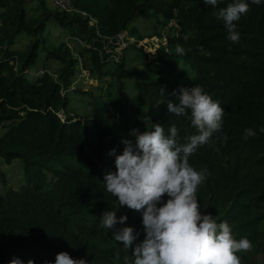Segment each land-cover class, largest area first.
Here are the masks:
<instances>
[{
	"label": "trees",
	"instance_id": "obj_1",
	"mask_svg": "<svg viewBox=\"0 0 264 264\" xmlns=\"http://www.w3.org/2000/svg\"><path fill=\"white\" fill-rule=\"evenodd\" d=\"M229 2L213 8L203 0H71V12H64L49 0H0V264L13 258L55 264L61 251L88 264L131 259L100 222L104 211L118 208L104 184L115 171L109 153L122 154L123 140L135 145L132 130L152 124L165 134L175 125L185 143L196 130L167 103L179 104L180 89L196 85L224 109L221 130L189 158L210 173L197 192L201 212L228 222L237 240L251 241L252 251L237 254L241 264H264V0H247L248 12L234 22L238 43L216 15ZM143 16L166 34L154 33L163 42L154 55L139 50L132 68L104 46L128 28L142 41L130 27ZM51 26L82 45L80 59L67 43H52ZM22 35L28 42L17 47ZM128 47L137 50L135 43ZM41 56V69L30 77ZM47 62L56 64V74ZM82 71L96 88L75 85ZM82 107L89 112L81 114ZM248 128L256 136L246 140ZM13 162L23 177L17 188L7 187L3 171ZM122 215L128 219L116 229L133 227L142 241V211L121 207Z\"/></svg>",
	"mask_w": 264,
	"mask_h": 264
},
{
	"label": "clouds",
	"instance_id": "obj_2",
	"mask_svg": "<svg viewBox=\"0 0 264 264\" xmlns=\"http://www.w3.org/2000/svg\"><path fill=\"white\" fill-rule=\"evenodd\" d=\"M203 3L213 8L218 6V0H203ZM252 3L259 5L261 0ZM248 10L247 0H231L216 13L233 43L240 40L234 22ZM175 52L183 55L185 49L177 44ZM178 99L179 104L167 103L169 113L188 116L196 133L187 137L185 143H179L175 125L170 126L168 134L160 124H152V130L146 127L142 133L133 129L135 145L131 140H123L122 154L116 155L115 149L109 153L115 155V171L104 176V184L106 191L116 197L118 208L104 211L100 222L113 230L116 242L131 250V259L124 257L125 264H241L237 254L252 251L251 241L237 240L228 222L217 223L211 214L201 212L197 192L210 173L207 168L197 170L189 162L221 130L224 109L198 85L181 88ZM260 132L264 133V127ZM254 136L253 128L245 129L246 140ZM165 196L168 199L163 202ZM121 207L142 211L145 235L139 243V233L133 227L116 229L117 224L124 225L128 219L127 215L117 217ZM10 264L23 262L13 258ZM28 264L34 262L29 260ZM55 264H88V261L73 259L67 251H61L55 257Z\"/></svg>",
	"mask_w": 264,
	"mask_h": 264
},
{
	"label": "rangeland",
	"instance_id": "obj_3",
	"mask_svg": "<svg viewBox=\"0 0 264 264\" xmlns=\"http://www.w3.org/2000/svg\"><path fill=\"white\" fill-rule=\"evenodd\" d=\"M155 26L156 25L153 21L143 16L137 19L135 23L132 24L130 27V28L135 27L138 33L144 36V39L142 41H140L139 43H136V39L129 35L130 29L128 28L127 31L120 34L119 37L115 41L110 42L111 45L105 44L104 50L107 54H110V55L115 54L118 57L124 56L126 63H128L132 68L137 67L138 63L140 62V59H138V55H137L140 52L139 50H142L144 53L154 55L155 50L159 48V44L163 42V39L159 40L154 33L160 34V35L162 34V36L164 37L163 33L166 34V31L160 29L159 27H155ZM50 34H51L50 40L55 46H58L60 43H63V42L67 43L73 56L80 59L79 55L81 53L82 45L76 44L74 40H69L68 39L69 35L65 32V30L57 26H51ZM22 42L24 44L28 42V39L23 35L21 36V39L19 40V44L17 45V47H21L22 45H24L22 44ZM134 43L136 44L137 50L130 49L128 47L129 44H134ZM114 45H115V49L113 50ZM40 60H44V57L42 56L39 57L36 63V66H34V68L30 70L31 71L30 77H34L33 75L36 74V73L34 74L35 72L34 70L36 68L41 69L43 62L41 63ZM48 63H49L48 66L50 67L49 72L51 74H56V64L52 62H47L46 64ZM81 73L82 74L77 77L75 81V85H77L78 87H81L83 91H86L89 88L94 89L98 86V83L96 82V80L88 78V75L86 72L82 71ZM80 111H81V114H87L89 112V110L85 107H82ZM3 171L7 177V187L17 188L23 182V177L20 173L19 165L17 162H13L10 166H5L3 168Z\"/></svg>",
	"mask_w": 264,
	"mask_h": 264
},
{
	"label": "built area",
	"instance_id": "obj_4",
	"mask_svg": "<svg viewBox=\"0 0 264 264\" xmlns=\"http://www.w3.org/2000/svg\"><path fill=\"white\" fill-rule=\"evenodd\" d=\"M49 2L59 11L71 12L72 10L71 0H49Z\"/></svg>",
	"mask_w": 264,
	"mask_h": 264
}]
</instances>
